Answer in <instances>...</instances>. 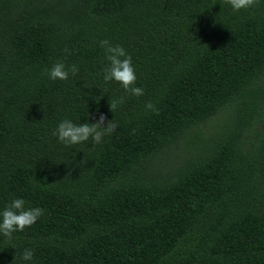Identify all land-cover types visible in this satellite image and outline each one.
<instances>
[{"label": "trees", "instance_id": "obj_1", "mask_svg": "<svg viewBox=\"0 0 264 264\" xmlns=\"http://www.w3.org/2000/svg\"><path fill=\"white\" fill-rule=\"evenodd\" d=\"M101 40L143 96L104 81ZM101 113L100 144L54 135ZM16 198L44 215L0 264H264V0H0V211Z\"/></svg>", "mask_w": 264, "mask_h": 264}, {"label": "clouds", "instance_id": "obj_2", "mask_svg": "<svg viewBox=\"0 0 264 264\" xmlns=\"http://www.w3.org/2000/svg\"><path fill=\"white\" fill-rule=\"evenodd\" d=\"M227 4L235 11L249 9L253 7L257 0H225ZM100 47L105 50L107 65L103 68V79L105 82L115 81L119 83L125 92L130 96L140 97L144 95V90L136 85V72L133 66L132 57L124 47L112 45L108 40H101ZM68 53L69 50L65 49ZM79 69L76 65L66 67L64 63L57 62L47 70L51 80H67L69 73L75 75ZM121 101L113 100L110 103V110L114 113ZM145 107L152 111H158L155 106L149 102ZM106 116L101 113L99 118L94 122L74 123L65 119L60 122L54 132V135L61 143L66 145H75L91 141L92 145L100 144L103 138L116 131L118 125L114 120H107ZM135 130H133V134ZM44 215V210L40 207H26L25 201L21 198L11 200L5 208L0 211V235L11 239L12 234L17 231H23L31 227L37 220ZM33 251L25 249L22 253L24 261L33 259Z\"/></svg>", "mask_w": 264, "mask_h": 264}]
</instances>
